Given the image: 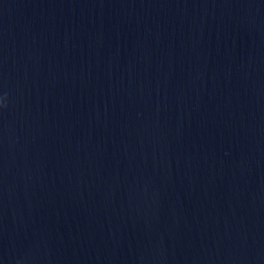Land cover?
Listing matches in <instances>:
<instances>
[{"label": "water", "instance_id": "water-1", "mask_svg": "<svg viewBox=\"0 0 264 264\" xmlns=\"http://www.w3.org/2000/svg\"><path fill=\"white\" fill-rule=\"evenodd\" d=\"M0 264H264V0H0Z\"/></svg>", "mask_w": 264, "mask_h": 264}]
</instances>
